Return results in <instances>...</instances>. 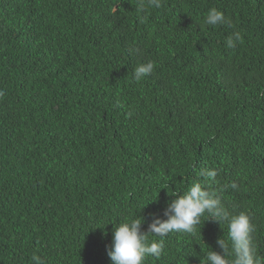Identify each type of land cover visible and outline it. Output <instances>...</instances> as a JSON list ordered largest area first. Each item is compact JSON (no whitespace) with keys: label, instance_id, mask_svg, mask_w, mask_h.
<instances>
[{"label":"trees","instance_id":"obj_1","mask_svg":"<svg viewBox=\"0 0 264 264\" xmlns=\"http://www.w3.org/2000/svg\"><path fill=\"white\" fill-rule=\"evenodd\" d=\"M139 4L0 0V264H112L115 224L147 232L213 169L264 258V0ZM213 7L227 23H204ZM208 218L144 264L221 251L227 222Z\"/></svg>","mask_w":264,"mask_h":264},{"label":"clouds","instance_id":"obj_2","mask_svg":"<svg viewBox=\"0 0 264 264\" xmlns=\"http://www.w3.org/2000/svg\"><path fill=\"white\" fill-rule=\"evenodd\" d=\"M161 8L162 0H140L139 8ZM210 26L227 23L225 15L217 8H211L204 20ZM241 39L239 32L233 33L226 40V47L234 48L236 42ZM154 64L149 61L134 69L133 78L141 81L145 76L152 73ZM206 178L205 182L193 183L187 192L176 194L165 211L166 219L155 217L149 224L148 231H142L144 218L131 219L115 224L113 240L108 255L112 264H144L146 257L160 258L164 248L163 237L169 233H193L195 227L200 224L201 217L208 214V220L218 221L220 224L227 222V239L218 238L216 243L221 251L211 250L206 253V259L200 264H264V258L257 255V249L253 241L252 232L254 226L251 218L246 213L230 215L221 199L208 190L207 181L214 180L217 171L206 170L200 173ZM236 188V183L231 184ZM152 234L161 239H153L149 242L148 235ZM34 264H44L38 255H33Z\"/></svg>","mask_w":264,"mask_h":264}]
</instances>
